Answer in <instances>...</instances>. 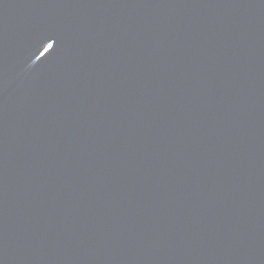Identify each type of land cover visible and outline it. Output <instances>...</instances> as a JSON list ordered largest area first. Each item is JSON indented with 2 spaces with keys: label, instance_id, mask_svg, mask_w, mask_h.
I'll use <instances>...</instances> for the list:
<instances>
[{
  "label": "water",
  "instance_id": "95a60500",
  "mask_svg": "<svg viewBox=\"0 0 264 264\" xmlns=\"http://www.w3.org/2000/svg\"><path fill=\"white\" fill-rule=\"evenodd\" d=\"M0 264H264V0H0Z\"/></svg>",
  "mask_w": 264,
  "mask_h": 264
},
{
  "label": "snow or ice",
  "instance_id": "6c2138e0",
  "mask_svg": "<svg viewBox=\"0 0 264 264\" xmlns=\"http://www.w3.org/2000/svg\"><path fill=\"white\" fill-rule=\"evenodd\" d=\"M49 47H51V45H49Z\"/></svg>",
  "mask_w": 264,
  "mask_h": 264
}]
</instances>
